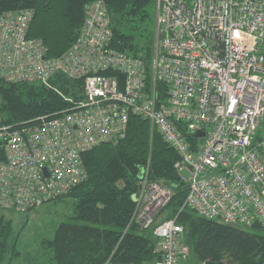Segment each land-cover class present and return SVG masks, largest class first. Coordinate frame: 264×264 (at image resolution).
Masks as SVG:
<instances>
[{
    "label": "built area",
    "instance_id": "1",
    "mask_svg": "<svg viewBox=\"0 0 264 264\" xmlns=\"http://www.w3.org/2000/svg\"><path fill=\"white\" fill-rule=\"evenodd\" d=\"M155 9L150 70L112 46L102 0L86 4L76 39L57 57L29 35L33 10L0 14V79L54 87L63 74L82 82L78 97L64 96L66 108L0 126V209L26 212L68 193L88 176L83 153L123 138L135 114L177 151L184 205L264 231V0H156ZM157 81L168 85L165 98ZM148 173L149 165L131 218L143 229L174 195ZM154 235L155 264L190 256L177 216L159 221Z\"/></svg>",
    "mask_w": 264,
    "mask_h": 264
},
{
    "label": "trees",
    "instance_id": "2",
    "mask_svg": "<svg viewBox=\"0 0 264 264\" xmlns=\"http://www.w3.org/2000/svg\"><path fill=\"white\" fill-rule=\"evenodd\" d=\"M97 0H0V14L33 10L29 35L43 40L48 56H60L76 39L87 3ZM111 16L112 46L146 61L154 56L156 0H102ZM151 81V76L149 77ZM54 87L34 82L0 79V126L17 125L40 115L66 108L64 96L78 97L81 80L57 74ZM157 93L167 95L168 85L157 81ZM197 138L189 136L188 140ZM5 158L0 140V159ZM177 151L151 128L148 119L131 114L125 136L104 142L83 153L87 178L52 201L67 200L72 211L43 241L37 254L25 253V264H155L154 228L159 221L177 216L185 242L198 264H264V231L257 224L245 226L200 215L184 205L187 189L174 167ZM149 179L161 181L174 195L154 224L143 229L131 222L144 170ZM34 210V209H33ZM31 211V210H30ZM13 220L0 209V264L20 254V237ZM10 261V260H9Z\"/></svg>",
    "mask_w": 264,
    "mask_h": 264
},
{
    "label": "rangeland",
    "instance_id": "3",
    "mask_svg": "<svg viewBox=\"0 0 264 264\" xmlns=\"http://www.w3.org/2000/svg\"><path fill=\"white\" fill-rule=\"evenodd\" d=\"M155 15L156 9L154 20ZM262 126L264 128V122H262ZM68 200L51 201L26 212L4 211L8 217L12 218L15 232H21L17 244L20 254L13 259L5 260L4 264H25L22 258L25 253L37 254L40 252L44 246L43 241L52 238L57 225L71 213L72 206ZM182 264H198V260L191 254L182 260Z\"/></svg>",
    "mask_w": 264,
    "mask_h": 264
},
{
    "label": "water",
    "instance_id": "4",
    "mask_svg": "<svg viewBox=\"0 0 264 264\" xmlns=\"http://www.w3.org/2000/svg\"><path fill=\"white\" fill-rule=\"evenodd\" d=\"M197 135H203V133L201 131H198ZM205 264H226V263L223 261H219V262L207 261V262H205Z\"/></svg>",
    "mask_w": 264,
    "mask_h": 264
}]
</instances>
